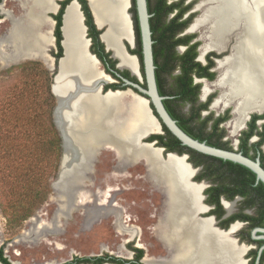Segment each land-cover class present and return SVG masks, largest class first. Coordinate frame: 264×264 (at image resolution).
I'll list each match as a JSON object with an SVG mask.
<instances>
[{
    "label": "bare ground",
    "instance_id": "6f19581e",
    "mask_svg": "<svg viewBox=\"0 0 264 264\" xmlns=\"http://www.w3.org/2000/svg\"><path fill=\"white\" fill-rule=\"evenodd\" d=\"M35 1L42 10L56 12L58 8L55 0ZM90 2L97 23L108 27L103 38L119 59L120 66L138 74L136 58L124 52L119 44L121 39L132 43L129 1ZM199 11L202 13L191 31L211 25L209 47L221 49L227 39L237 36L231 55L219 63L225 71L215 85L224 88L225 93L215 105L223 103L227 107L236 104L232 135L238 136L245 128L250 113L264 110V0H202ZM39 16L32 17L22 26H14L10 30V38L14 47H21V59L36 58L49 64L50 57L44 48L53 40L54 22ZM79 21L78 7L74 4L68 9L64 28L66 58L60 64L53 87L58 97L55 124L66 139L63 169H68L69 161L76 158L70 154L69 137L74 139L80 153V160L77 159L71 165L73 170H69L74 174V178L68 179L69 185L75 191L78 187L83 189L87 181L79 182L83 178L79 172L85 171L83 166L91 156L110 141L112 146L107 149L115 153L116 168L122 163L145 161L155 171L157 181L162 182L167 193L168 200L158 222V233L168 243L172 258L168 259V263L156 264H239L238 259L245 249L237 248L226 235L215 231L210 220H197V214L203 212L199 204L201 187L188 182L193 174L190 165L175 154L163 161L159 149L140 144V138L145 134L160 132L151 114V120L141 124V119L147 116L144 107L148 109V102L130 93L99 96V90L94 85L110 79L101 70H96L86 56L87 42L83 40ZM204 92L209 94L207 86ZM78 113L80 116L77 119ZM80 191L78 207L88 200ZM227 208L232 210L231 205Z\"/></svg>",
    "mask_w": 264,
    "mask_h": 264
},
{
    "label": "rangeland",
    "instance_id": "374dc122",
    "mask_svg": "<svg viewBox=\"0 0 264 264\" xmlns=\"http://www.w3.org/2000/svg\"><path fill=\"white\" fill-rule=\"evenodd\" d=\"M35 2L0 1V250L12 264H64L76 256L83 258L104 253L126 259L130 257L126 245L132 244L133 247L141 245L138 248L144 250L147 264L168 263V243L158 233V222L163 214L166 198L159 187L161 183L145 161L119 164L120 167L116 168L114 151L107 148L102 150L83 189L94 194L104 192L107 186L118 189L113 193L116 197L114 204H118V207H103L99 202H92L73 208L69 200L71 189L75 194L78 191L69 185L70 177L62 172L65 144L53 118L58 102V97L53 94L50 86L58 73L54 42L52 40L44 48L51 58L50 63L45 64L36 58L21 59V47H14L10 38V30L14 26H22L39 15L45 20L52 17L49 13L46 15L51 11L40 9ZM54 27L55 23L52 31ZM210 27L207 24L198 28L203 29L202 52L210 48L207 37ZM205 29L209 31L204 32ZM236 38L237 36L234 37V43ZM51 63L53 68L50 67ZM37 69L43 72L38 79ZM31 79L35 80L30 81ZM205 86L209 88L210 94L212 85ZM219 89L222 91L221 96L225 89ZM209 94H205L203 89L200 102L204 103L203 100ZM235 105L234 103L232 106ZM228 109L230 108L223 103L214 104L203 116L212 112L216 117ZM144 111L147 116L141 119V124L151 120L147 106ZM183 111L189 112V106H184ZM234 119L235 115L232 114V121L226 122L223 128L227 131L228 139L232 140L233 147L237 149L238 143L234 142L239 135H232ZM141 124L139 122V126ZM53 132L62 138L58 143L60 147L55 143ZM11 142L13 143L10 144ZM4 144L8 147H4ZM163 156L167 160L165 153ZM26 167L31 170L35 167L33 180L43 179V187L38 196L30 191L27 193L21 187L24 174L22 169ZM196 187H201V197L206 185ZM241 200L239 199L236 207L232 204L233 210L227 212L232 213L236 209L233 214H237ZM21 201L25 206L30 203L29 207L20 208L18 205ZM14 205L21 209L16 218ZM29 211L30 217L23 220V216ZM244 212L254 215L255 209ZM120 214L122 219L117 218ZM170 256L171 259L172 254Z\"/></svg>",
    "mask_w": 264,
    "mask_h": 264
},
{
    "label": "trees",
    "instance_id": "16d2710c",
    "mask_svg": "<svg viewBox=\"0 0 264 264\" xmlns=\"http://www.w3.org/2000/svg\"><path fill=\"white\" fill-rule=\"evenodd\" d=\"M1 1V0H0ZM73 0H64L59 2L60 8L58 10L57 15H52V18L55 21V29H54V36L56 38V50L58 49V57L63 56V47H62V24H63V15L65 12V9L67 5H69ZM82 3L83 11L86 16L90 18L92 21V24L95 28L97 26L94 23V19L91 13V10L88 5L87 0H79ZM150 2V1H149ZM132 7L130 8V13L132 14L133 19V25L135 30V36H136V49L131 50L130 46L126 43L127 49L131 55L137 56L139 59V63L141 64V71L144 75L143 71V55H142V45H141V37H140V29L138 24V16L136 11V3L135 0H131ZM148 11L151 14L152 9L150 7V4L148 6ZM151 29L154 32V24H153V18L150 19ZM181 27L176 28L172 26L168 27V32L171 31V35L168 37L169 39H173L175 32L179 30ZM98 36L96 37L102 52L101 54H97L92 50V53L96 54L97 57L102 61V58L106 61V63L110 64L113 68H116L118 61L112 57V53L109 51H106L105 45L100 40V34L102 33V30H99L97 28ZM153 39H155V34L153 33ZM169 42V41H168ZM155 58V64L157 66L156 68V79L157 84L159 88V93L161 96H168L171 97L168 100L164 101V105L170 115L173 119H175L178 122V125L191 137L199 140V141H206L209 145L221 149L226 150H233L232 146L230 145V142H224L222 139L225 136V131L219 127L220 123L222 121H225L230 118L229 112L228 115L225 118H221L219 120L214 121V114L210 113L206 117L202 116L203 111H207L209 107L208 103H199V93H200V86L197 84H194V69L195 67H200V64H197L194 66L190 60L186 61V54L185 55H176V54H170L168 58V64H160L158 60V53L154 54ZM171 59V62H177L174 67H179L182 69V74L175 77L173 82L169 81V77L167 79V74L171 71L169 66V61ZM192 60V59H191ZM173 67V69H174ZM38 70V69H37ZM39 71V70H38ZM42 72V71H41ZM40 71L37 74V78H41L42 73ZM168 72V73H167ZM122 75H124L127 78H130L133 81H136L134 77L130 76V73L128 71H122ZM35 79H31L30 81H34ZM53 84L50 83V86L52 87ZM49 86V88H50ZM112 85H107L105 87V91L112 89H123L126 88H111ZM145 86V85H144ZM50 91V89H49ZM51 94V93H50ZM52 97V96H51ZM189 104L190 105V111L185 113L183 111V107ZM9 107V106H8ZM152 109L154 110L153 106L151 105ZM4 114V112H2ZM155 115L157 116L155 110ZM264 119V115H253V123L250 125V130L243 133V136L241 138V144L239 145V150L245 155L249 156L252 159H255L256 157H260L262 160V166L264 167V152L262 150V146L264 145V124L261 127V131L257 132L258 136L260 137V140L252 145L254 150L258 153V155H249L250 148L248 147L249 139L254 135V131L256 130V121ZM212 129L208 131V128H210L209 124L212 122ZM163 131L165 134L163 135H154L151 137L150 142L158 141L157 146L165 148V153H171L176 152L178 154H184L189 153L192 157L190 161L195 166L204 165L205 170L202 175V177H210L214 178V181L219 182V185L221 189L224 188V191L219 189L220 192L216 193V202H220V197L223 194L229 195L230 199H234L237 196L242 197L244 207L241 209V214L236 215V218H240L243 221L250 222V229H253L255 227H264V184L262 182H257L256 175L249 170L248 168L230 162V161H224L218 158H214L211 156H207L204 154H201L199 152H196L192 149H189L181 144V142L173 136L170 131L165 127V125L162 124ZM53 134L56 137L57 146L60 147L59 141L62 140V138L56 136L55 132ZM60 134V133H59ZM11 142L10 144H12ZM4 147H8L4 144ZM15 150V149H14ZM12 150V153L14 152ZM13 170V169H12ZM24 174L23 178H21V187H23V190L27 193L30 191L31 194L37 195L41 188L43 187V179L39 180H33L32 176L34 177L36 172L35 167L33 170L31 168L26 167L25 169H22ZM18 171V169H17ZM31 178V179H30ZM20 180H18L19 184ZM47 186H45L46 188ZM218 189V188H217ZM230 191V192H228ZM38 196V195H37ZM32 198V197H31ZM24 201V200H23ZM30 203L25 206L24 204H19L18 206L20 208H28ZM17 205L15 207L17 215L20 212V208ZM220 209L223 212L222 206L219 204ZM245 209H255V214H244L242 213L245 211ZM19 210V212H18ZM30 217V211L23 216V220H26ZM9 220V218H8ZM11 221V220H10ZM253 242H256L253 240ZM257 243H261V241H257ZM257 252H254V260L253 264L255 262ZM144 256V251L139 250V256L138 260H142ZM264 259H262L263 261ZM115 263V264H125L122 261H116L114 259H106V257H100V258H78L74 257V259L68 263L65 264H105L106 262ZM0 262L2 264H12L3 254V251L0 250ZM262 264V263H261Z\"/></svg>",
    "mask_w": 264,
    "mask_h": 264
},
{
    "label": "flooded vegetation",
    "instance_id": "af4514ba",
    "mask_svg": "<svg viewBox=\"0 0 264 264\" xmlns=\"http://www.w3.org/2000/svg\"><path fill=\"white\" fill-rule=\"evenodd\" d=\"M77 1L80 3L81 10H82L83 15L85 17L84 23L87 27V30H86L87 38L91 40L90 50H91V52L93 50L97 54H101L102 49H101V47H100V45L96 39V37L98 36L97 28H95L93 26L90 18L85 15V13L83 11L82 3L79 0H77ZM147 1H148V6L150 4V7L152 9V13H151L152 17L151 18H153V24H154V29H155L154 32L152 31V38H153V33L155 34V39H153V41H154L153 48H154V54L158 53L159 63L160 64H166V63L168 64V58H169L170 54H176V55H185L186 54V56H187L186 61L190 60L194 66H196L197 64H200L201 65L200 67H197V66L195 67L194 73H193L194 84H197L200 86L199 103H201L200 100L202 98L201 94H203V89L205 91V87H206L205 84L212 85L213 89H211V93L206 97L205 100H203V101H205L204 103L209 102L208 110L202 112V116H203L204 113L208 112L210 109L213 108L215 102L220 97V94L222 92L221 89H219V86H213V85H215L217 83V81L219 80V78L221 77V75L225 71L223 68L220 67L219 63L221 61H223L227 56L231 55L233 45L235 44L234 43L235 35H233L230 39H227L228 42L226 41L221 49H216L215 47H210L209 49L204 50L205 52H202V47H203L204 43L201 40L202 39L201 34H202L203 29H197L194 32L191 31L193 25L196 23L197 19L199 18V16L202 13L199 11V5L202 2V0H147ZM57 14H58V12L54 15H57ZM172 25H173V27H176V28L181 27V28L175 32L173 39H169L168 37L171 35V31L168 32V27L172 26ZM133 27H134V25H133ZM54 29H55V27H54ZM209 30H207V31H209ZM207 31H204V32H207ZM207 37L209 39V34L207 35ZM53 42H54L53 45H55L54 46V50L56 51L55 54L57 55L55 57L56 63L59 64L60 57H58L59 56L58 55V53H59L58 49L56 50V43L57 42H56V38L54 36V30H53ZM63 52H64V50H63ZM55 54H53V55H55ZM50 60H51V58H50ZM154 60H155V58H154ZM102 63H103L104 69L109 74H111L112 77L115 79V81L112 84H110V85H112L111 88H124L122 86L123 85L122 80L117 78L113 73H110L108 70V68H111L113 70H117V69L113 68L110 64L106 63L104 58H102ZM176 63L177 62H175V63L171 62V59L169 61V66L171 68L170 69L171 71L169 73L167 72L168 74L166 76H167V79L169 77V81H171V82H173L175 77L182 74V69H180L179 67H174L176 65ZM173 67H174V69H173ZM156 68H157V66H156ZM130 76H131V74H130ZM128 79H130V78H128ZM135 82H138L137 79ZM144 85L146 86L145 81L143 82V86ZM104 90H106V89H104ZM120 90H123V89H120ZM126 94H129V92ZM130 94L132 96H134L132 93H130ZM233 104L234 103L227 106L230 109L226 110V112L224 114L218 115L216 117L214 116V121L216 119L219 120L221 118H225L229 112L230 118L225 120V121H222L219 125V127L225 131V136L223 137L222 140L224 142H230V145L233 148V150H230V151L236 150L238 152H241L239 150V145L241 144V138H242L244 132L250 130V127H251L250 125L253 123V120H252L253 115H255V114L251 115V118H249L248 121L245 122V128L239 133L238 139L235 140L234 143H238V148L236 149L233 147L232 140L228 139L227 131L225 130V128H223V125L226 122L231 120L232 114L235 115L236 105H235V107H233L232 106ZM185 106H189V111H190V105L186 104ZM210 113H212V112H210ZM251 113H255V112H251ZM256 113H258V112H256ZM262 115H264V113ZM212 123H213V121L210 122V124H209L210 128H208V131H210L212 129ZM261 123H262V125L260 126L259 124H261ZM263 124H264V119H262V120L260 119V120L256 121V123H255L256 130L254 131V135L249 139V143H248V147L250 148V151H249L250 156H253L256 154L258 155V153L254 150L252 145L260 140V137L258 136L257 132L261 131V127L263 126ZM164 134H165V132H164ZM152 136H154V135H152ZM150 139L148 140V142H150ZM153 142H156V144H157L158 141L155 140ZM200 142H202V141H200ZM203 142L208 144L206 141H203ZM155 146H157V145H155ZM171 153H176V152H171ZM179 155H188L189 156L187 159L188 163L192 164L196 169H199V171L197 172L195 177L192 179V182L195 184H191L189 181L188 182L194 186H199L202 184L206 185V187L202 190V192L204 191V195L206 196V200L202 202V196L200 197V195H199V198L201 199L199 204L202 207L203 212H199L197 214V220H210V219H204V217L205 218L206 217H213V219L210 220L212 223L213 229L217 232L222 233L223 235H226L227 238L229 240H231L237 248L245 249L244 254L240 255V257L238 259L239 264H253L255 251L257 252V255L255 258L254 264H256L258 256H259V251H260L261 247L264 246V240H254L256 242H253L252 231L255 228H259V227H255L253 229H250L249 228L250 222L243 221L240 218H236V215L241 214V211H242L241 209L245 205V204H243L242 197L237 196L234 199H230L229 195L223 194L220 197V202L217 203L216 202V193L220 192L219 189H221L219 182L214 181V178L202 177L204 170H205L204 165L195 166L190 161L192 156L189 153H184V154H179ZM170 156H168L167 159ZM256 158H258V157H256ZM161 160H163V159L161 158ZM260 160H261V158H260ZM261 163H262V160H261ZM123 165H126V164H123ZM191 171L194 174V171L192 169H191ZM154 173H155V171H154ZM193 174H192V176H193ZM190 178H189V180H190ZM159 183H161V186H159L161 188V191L165 195L166 200H168L167 199V193L163 188L162 182H159ZM117 190L118 189H113L110 186H107V188L104 190V192L98 191V192H96L97 194L86 191L85 189H82L81 191H86V192H80V193H83L82 196H86L88 198V200L86 201V204L92 203V202L93 203L97 202V204H98V202H99L103 207H105V206H107V207L117 206L118 207V204L117 205L114 204L116 202V197L113 194ZM221 190L224 191V188ZM228 192H230V191H228ZM79 195L80 194L77 193L75 196V193H74V196H73L72 191L70 193L69 198L71 199V201H70L71 204L73 203V208L76 206L78 208V206H79L78 203L81 201L80 200L81 196L79 197ZM239 199L240 200L242 199L238 204L239 205V212L237 214H233L236 211V209H235V211L232 212V215H228L229 213L227 212V210H228L227 205H231L232 210H233L232 204L235 203L234 205L236 207ZM223 201H227V202H225V204L223 205ZM219 204L222 206L223 212L220 209ZM205 205L209 208L208 212L206 210L207 208L205 207ZM69 206H70V204H69ZM69 209H71V208H69ZM232 210H230V211H232ZM246 210L247 209H245V211ZM244 214H245V212H244ZM119 217H121V219H122V217H123L122 214L118 215L117 218L119 219ZM236 222L241 223L240 228L238 226H235L233 228V230L231 231L230 230L231 225L233 223H236ZM260 228H264V227H260ZM228 231H231V232L229 233ZM137 234L138 233H136V235ZM257 241H261V243H257ZM138 247H141V245ZM138 247H133L132 244H130V245L127 244L126 248H127V250H129L128 252L130 254V257L126 258V259L116 257L110 253H104L103 255L101 254V255H97V256H86V257L87 258L106 257V259H111V260L114 259L117 262L122 261L125 264H147L145 254H144L142 260H138L139 250H143L142 248H138ZM168 259H169V256H168ZM262 259H264V250H263L261 257H260V264L261 263L264 264V260L262 261ZM105 264H115V263H110L107 261Z\"/></svg>",
    "mask_w": 264,
    "mask_h": 264
},
{
    "label": "water",
    "instance_id": "95a60500",
    "mask_svg": "<svg viewBox=\"0 0 264 264\" xmlns=\"http://www.w3.org/2000/svg\"><path fill=\"white\" fill-rule=\"evenodd\" d=\"M61 1H64V0H57V2L55 3V4H57V7H58L56 12H47L46 15L48 13L51 15L56 14L58 12L59 7H60L59 2H61ZM87 1H88L89 8L91 10L95 25L97 26V28L99 30H102V33L100 34L101 42L105 45L106 51L111 52L112 57L116 60H119L115 57L113 50L111 48H109L108 45L104 41L103 37H104V34L107 32L108 27L100 26L97 23L95 16H94V13H93L92 8H91V2H90V0H87ZM128 1H129V7L131 8V6H132L131 0H128ZM135 3H136V11H137V16H138L139 29H140L144 75L142 74L141 64L139 63L138 58L136 56H134L137 60V65H138V74H136V75L134 73H132V71H130L129 69L122 68L120 66V63H118L116 66L117 70H113L111 68H108L110 73H113L117 78L122 80V82H123L122 86L126 89L125 90L109 89L107 92L104 90L105 87L107 85H110V83H113L112 80H115V79H113L112 75L109 74L105 69L104 70L102 69L103 68L102 61L95 54H93L91 52V50H90L91 40L87 38V32H86L87 27L84 23L85 17L83 15L82 10H81V5L77 0H73V1H71V3L69 5H67L65 12H64V15H63V24H62L61 30H62V36H63L62 47H63L64 52H63V56L59 60L58 73L55 76V80H54L52 89L55 85L56 78L59 75L60 64L66 58V49L64 46V43H65L64 28H65V23H66V16L68 13V9L72 5L75 4L78 7V13L80 15L79 23H80L81 28L83 29V40L87 42V46L85 47V54L94 63L95 69L101 70V72H103L104 75L108 76L110 79V81H108V82L107 81H101V82H97L94 85V87H96L97 90H99V96L105 97L109 94H112V95L113 94H126L129 92L135 96H138L140 98L145 99L148 102V109L150 111L152 118H154V120L157 122V124L160 128V132L148 133V134H145L144 136H142L140 138V144L141 145L149 146V147H152L154 149H159L160 154H161V158L163 160H165L164 156H163L165 153V148L155 146L156 142H148V140L151 138L152 135H163L164 134L163 127H162V124H163L170 131V133L173 136H175L181 142V144L183 146H185L189 149H192L196 152H199L201 154L207 155V156H211V157L218 158V159H221L224 161H230V162L242 165V166L248 168L249 170H251L256 175L257 182H262L264 184V167L262 166V163H261V160L259 157L256 159H252L248 156H245L242 152H238L236 150L235 151L225 150V149L210 146V145L206 144L205 142H200L199 140H196V139L192 138L190 135H188L178 125V122L172 118V116L170 115V113L168 112V110L166 109V107L164 105V101L170 99L171 97L161 96L159 93V88H158V84H157L156 65H155V60H154V48H153L154 41L152 38V30H151V24H150V18L152 17V15L148 11V1L147 0H135ZM129 15H130V22H131V29H132V43L126 41L125 39L119 40V44H120L122 50L128 54H130V53L127 49L126 43L130 46L131 50L136 48V36H135L134 27H133L132 14L129 13ZM50 19L53 20V22L55 23V21L52 17ZM52 36H53V31H52ZM131 56H133V55H131ZM50 67H52V63H51ZM125 70L130 72L131 77H135L138 82L132 81V80L124 77L120 73V72L125 71ZM144 81H145L146 86H143ZM52 92H53V90H52ZM53 94H54V92H53ZM56 99H57V97H56ZM151 105L153 106L157 116L155 115L154 110L152 109ZM57 108H58V105L54 109L53 118L55 116V112H56ZM263 113H264V110L262 112L252 113V114H250L249 118H251V115H253V114L262 115ZM79 116H80V113H78V116L76 118L78 119ZM55 123L56 122H55V118H54V124ZM55 126H56V124H55ZM74 127L75 126H73V128ZM56 128H57V126H56ZM68 129H69V127H68ZM68 129L66 128V131ZM75 129H77V127ZM58 131L60 132L59 129H58ZM68 132H69V130H68ZM63 134L65 135L64 131H63ZM60 135L63 138L64 144H65V141H66L65 136H63L61 133H60ZM69 146L71 147L70 154H72V156H74L76 158L72 162L69 161L70 167L68 169H63L64 162H65V156H64V159L62 161V172L65 173L66 175H68L69 177L74 178L73 172L72 171L70 172L69 170H73V168H71V165L74 164V162L77 159H78V161L80 160V156H79L80 153H79L78 146L76 145L74 139L70 138V137H69ZM109 146H112L110 141L107 142L102 147L103 149L102 148L98 149L96 151V154L91 156L90 161H87V163L83 166L85 168V171L82 170L81 172H79V173H81L80 176H83V178H80V180H79V182L81 184L83 181H87L90 178V174L93 173L94 165H95L97 156L101 153L102 150L109 148ZM262 149L264 151V145H263ZM64 152H65V150H64ZM165 154L167 155V157L172 155V154H175L176 156H178L180 158L183 157L185 159L186 163L189 164L190 167L192 168V170L195 172L194 176L190 179V183L195 184L192 182V179L195 177V175L197 174L199 169H196L192 164L188 163L187 159L189 156L188 155H179L177 153H165ZM64 155H65V153H64ZM81 189H82V187H78L76 189V192L77 191L79 192ZM201 196H202V202L205 201L206 196L204 195V191L201 192ZM225 202H227V201H223V205L225 204ZM72 205H73V203H72ZM205 207L207 208L206 210L208 212L209 208L206 205H205ZM228 215H232V213H229ZM204 219L212 220L213 217H206V218L204 217ZM234 226H241V223L240 222L233 223L231 225V229ZM228 232H230V231H228ZM252 237H253V240H264V228H260V227L255 228L252 231ZM263 250H264V246H262L260 251H259V256H258L256 264H260V257H261Z\"/></svg>",
    "mask_w": 264,
    "mask_h": 264
}]
</instances>
